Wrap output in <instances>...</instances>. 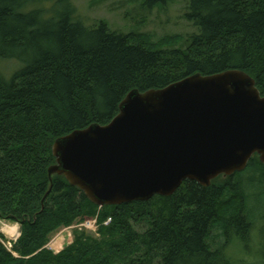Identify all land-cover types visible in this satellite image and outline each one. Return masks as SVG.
<instances>
[{"label": "trees", "instance_id": "trees-1", "mask_svg": "<svg viewBox=\"0 0 264 264\" xmlns=\"http://www.w3.org/2000/svg\"><path fill=\"white\" fill-rule=\"evenodd\" d=\"M184 18L196 30L184 50L152 49L102 21L86 27L71 0H0V219L20 226L11 251L0 243V264H229L225 243L251 230L252 198L232 181L247 171L264 219L256 155L207 188L184 181L170 197L120 206L97 207L63 177L47 176L53 142L108 124L132 90L241 70L264 96V0H187ZM92 219L101 239L78 238L57 255L46 249L61 227ZM214 231L224 239L217 248Z\"/></svg>", "mask_w": 264, "mask_h": 264}, {"label": "water", "instance_id": "water-1", "mask_svg": "<svg viewBox=\"0 0 264 264\" xmlns=\"http://www.w3.org/2000/svg\"><path fill=\"white\" fill-rule=\"evenodd\" d=\"M47 176L63 177L97 207L170 197L184 181L203 188L264 165V96L241 70L194 74L130 91L106 125L56 139Z\"/></svg>", "mask_w": 264, "mask_h": 264}, {"label": "rangeland", "instance_id": "rangeland-1", "mask_svg": "<svg viewBox=\"0 0 264 264\" xmlns=\"http://www.w3.org/2000/svg\"><path fill=\"white\" fill-rule=\"evenodd\" d=\"M71 1L86 27L102 21L111 31L130 34L134 40H139L152 49L179 48L184 50L187 47L188 37L196 32L184 18L187 0H165L164 4L151 8L145 5L147 0ZM6 66L9 69V64ZM10 70L14 69L10 67ZM254 177L256 178L255 173L247 171L242 178L239 176L232 178L234 182H242L247 195L252 198L247 204V214L251 217L252 224L245 240L232 232L234 236L231 235V239L225 243L223 256L229 264H264V219L260 216L262 206L259 209L258 204L253 200L257 189L251 185L250 180ZM92 220H77L69 227H61L50 235L46 249L57 255L75 243L78 238L101 239L98 231L99 224L96 220L93 226L90 222ZM103 224H110V219ZM144 227L145 224L134 225L138 231H143ZM11 229L14 230L13 234L8 232ZM18 231H20L19 225L0 219V243L8 251H11L16 242ZM218 235L216 231L211 234L210 243L213 248L223 244L222 237L216 239ZM59 241L60 249L57 246L53 247Z\"/></svg>", "mask_w": 264, "mask_h": 264}, {"label": "bare ground", "instance_id": "bare-ground-1", "mask_svg": "<svg viewBox=\"0 0 264 264\" xmlns=\"http://www.w3.org/2000/svg\"><path fill=\"white\" fill-rule=\"evenodd\" d=\"M8 232L11 233V234H13V233H14V230L11 229V230H9ZM10 237H11V236H10ZM15 241H16V240H15ZM60 241H61V240H60ZM60 241L57 242L53 247L57 246V248L60 249V247H59V245H60Z\"/></svg>", "mask_w": 264, "mask_h": 264}, {"label": "built area", "instance_id": "built-area-1", "mask_svg": "<svg viewBox=\"0 0 264 264\" xmlns=\"http://www.w3.org/2000/svg\"><path fill=\"white\" fill-rule=\"evenodd\" d=\"M92 224H93V226L95 225V223H96V220H92V221H90ZM89 222V223H90Z\"/></svg>", "mask_w": 264, "mask_h": 264}]
</instances>
